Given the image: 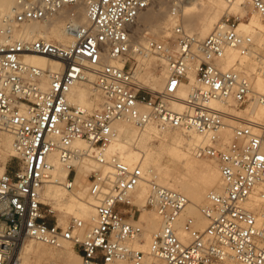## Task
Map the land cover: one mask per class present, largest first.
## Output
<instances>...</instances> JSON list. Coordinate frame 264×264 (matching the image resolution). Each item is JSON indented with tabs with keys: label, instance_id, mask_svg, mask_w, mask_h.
Returning <instances> with one entry per match:
<instances>
[{
	"label": "built area",
	"instance_id": "2783aa9c",
	"mask_svg": "<svg viewBox=\"0 0 264 264\" xmlns=\"http://www.w3.org/2000/svg\"><path fill=\"white\" fill-rule=\"evenodd\" d=\"M155 1L14 0L2 17L0 133L11 137L10 159L15 164L7 162L0 173V264H21L20 243L27 239L50 246L69 242L80 264H222L226 260L264 264V122L238 120L226 143L220 134L233 116L211 106L213 101L233 109L264 103V95L254 91L252 78L238 64L225 70L219 65L226 49L242 56L254 53L252 38L238 31L245 18L224 16L200 39L182 27L180 18L185 4L200 0H166L174 22L169 36L161 41L147 39L144 47L132 50L131 28ZM245 1L262 19L264 45V0ZM79 8L85 12L84 24L77 19ZM63 10L66 44L14 37L23 26L48 22ZM132 53L163 61L164 91L154 92L140 83ZM28 55L42 56L61 68L50 71L26 65ZM192 70L194 83L182 110L175 111L169 102L175 99L177 87L190 84ZM87 75L94 77L101 98L92 111L67 99L70 89L86 81ZM258 76L264 80V65ZM119 120L130 121L137 129L154 125L201 137L193 155L216 164L223 186L220 193L209 192L206 204L198 207L206 221L204 229L195 228L194 218L185 215L189 201L182 194L152 181L145 208L156 213L161 227L152 235L148 252L132 246L143 232L133 194L144 175L138 165L106 157L116 135L112 125ZM76 140L84 142L87 150L73 147ZM51 155L69 170L61 184L67 191L75 189L73 165L88 158L96 162L97 168L86 178L88 195L94 200V224L83 236L82 221L72 219L66 227L58 226L55 211L41 200L53 169ZM255 198L258 205L248 207ZM181 233L186 237L181 238Z\"/></svg>",
	"mask_w": 264,
	"mask_h": 264
},
{
	"label": "bare ground",
	"instance_id": "6f19581e",
	"mask_svg": "<svg viewBox=\"0 0 264 264\" xmlns=\"http://www.w3.org/2000/svg\"><path fill=\"white\" fill-rule=\"evenodd\" d=\"M13 3L14 0H0V26L2 17L10 12ZM245 3H247L245 0H235L230 3L226 0H200L197 3L185 4L180 9L181 25L189 33L197 30V34H192L200 39H204L212 32L215 26L219 24L224 15L229 16V14H238L240 18H244ZM162 6H160L158 10L143 16V27H140L141 25H139L135 28L134 26L131 28L130 38L132 50H135L138 47H144L147 39L161 41L169 36L174 22L169 18L167 12L163 10L164 8H162ZM247 7L252 11V14L247 20L239 21L238 31L240 34L252 38L255 44L254 53L242 56L235 49H226L224 52V58L219 65L225 70L238 64L243 73L252 78L254 91L264 95V80L258 76L260 66L264 65V45H261L260 43L262 19L249 4H247ZM148 9L146 10L149 11ZM143 13L140 14L138 18H142L141 15H143ZM64 14L65 10L59 12L48 22L27 24L23 26L21 31H15L14 37H23L25 39L42 38L57 44H66L69 40L64 33L63 20L61 19ZM77 19L81 24L86 22L83 8L78 9ZM194 27L195 29H193ZM145 31H147L150 36L146 35L144 33ZM144 35H146V38ZM159 36L160 39L157 38ZM133 54L134 53H132V55ZM134 55L137 57L139 63L142 61L147 62L151 56H154H143L138 53H135ZM154 57L158 59L161 67H163L159 75L142 73L139 69V65H136L137 67L134 69V72L137 79L142 85H144V87L151 89L154 92H162L166 88V70L163 61L156 56ZM24 63L29 66L50 71H59L61 68L57 62L39 55L25 56ZM109 63L121 66V63L118 61L111 60ZM245 71L252 74H246ZM188 77L190 84H182L177 87L174 92L175 99L169 102L170 107L175 111L182 110V101L190 92V85L194 83L193 70L190 71ZM93 83L94 77L92 75H87L86 81L74 85L67 95L69 103L88 111L98 108L101 98L95 90ZM211 106L223 110L225 113L233 116L232 119L226 121V127L229 126L230 129L235 122H238V120L264 122V103L255 102L249 104L246 108L248 112L245 115L247 119L241 118L243 116L241 114H232L229 106L222 105L219 102L213 101L211 102ZM228 123L232 125L230 126ZM112 127L116 135L112 142L107 146L106 157L109 158L111 156H116L119 160L129 166L138 165L142 169L144 175V181L138 185L133 194V203H135L138 208H142L139 215V222H143L144 225L146 223L147 226L149 225L147 230L148 233L145 234V225L141 234L143 241L140 237L139 240L132 243V246L134 247V244H136L137 246L134 247L135 249L145 253L148 252L152 235L161 227L160 219L156 213L153 210L149 211L150 209L147 211V208H145L147 197L150 192V183L152 181L162 187L182 194L189 201L185 209V215L188 213L189 216L194 218L195 228L200 230L204 229L206 227V221L200 215L198 207L204 202V204H206V196L209 192L214 191L220 193L223 186L219 172L216 168L201 160L191 161L187 157V153L182 150L185 149L188 151V148H190L189 152L195 159H198L193 155L192 150L195 145L201 143V137L194 133L185 134L177 130H159L154 125H148L142 129H137L128 120L116 121L113 123ZM226 127L224 129H226ZM153 134L158 139H171L172 146H170L166 152L171 158L177 160L182 165L183 174L181 176L174 175L169 169L164 168L157 163L160 152L149 146L148 143L149 138H151ZM182 137L186 138L185 142ZM222 140L224 141L223 138ZM73 147L80 150H87L85 143L82 141H74ZM0 151L4 152L0 153V173H2L8 162V157L14 155L11 149V137L5 133H0ZM49 161L52 163L53 169L50 171V181L45 184L41 190V200L49 203L53 210L72 213V219L82 221L84 226L81 230V235H84L94 224V200L88 195L86 178L93 169L97 168L96 162L88 158L82 164H74L73 168L76 172L74 178L75 189L73 191H67L61 184L67 179L69 170L60 164L56 155L49 156ZM219 187L220 190L218 191ZM257 205L258 200L255 198L247 206L252 208ZM56 224L63 228L67 226V224H59L57 221ZM180 237H186V234L181 233ZM25 241L26 240H23L20 243L19 258L21 264H23L22 253L25 261L29 264H33V261L36 259L54 260L56 257L63 256L69 251V246L63 244L69 242H62L59 246H50L34 241L38 243L34 246L33 244H25ZM69 244L73 249L72 244ZM76 257L78 259L79 255ZM64 264L76 263L73 260H67ZM115 264L125 263L117 262ZM222 264L233 263L226 260Z\"/></svg>",
	"mask_w": 264,
	"mask_h": 264
},
{
	"label": "rangeland",
	"instance_id": "374dc122",
	"mask_svg": "<svg viewBox=\"0 0 264 264\" xmlns=\"http://www.w3.org/2000/svg\"><path fill=\"white\" fill-rule=\"evenodd\" d=\"M162 2V4H161V2ZM164 2V3H163ZM160 3V4H159ZM162 6V8H164L163 10L165 11V12H167L166 11V0H156L155 2H154V4L152 5V7L150 8V9H148L149 11H144V13H143V15H141L142 16V18H138L137 19V21H136V24H134L133 26H134V28L135 27H137V26H139V25H141L140 27H143V25H142V23H143V16L145 15V14H150V13H152V12H154L155 10H158V8H160V6ZM159 6V7H158ZM244 11H245V16H244V18H245V20H247L248 19V17L252 14V11L250 10V9H248V7H247V3H245V8H244ZM228 15V14H227ZM225 16V15H224ZM223 16V17H224ZM229 16L230 17H237V18H240L239 17V15L238 14H229ZM222 17V18H223ZM193 29H195V27L193 28ZM197 30H194L192 33H194V34H197ZM146 35H149L150 36V34L147 32V31H145L144 32ZM146 35H144V37L146 38ZM157 38H159L160 39V36L159 37H157ZM133 59H134V69L139 65V69L141 70V72L142 73H149V74H153V75H159L160 74V72H161V69L163 68V67H161V64L159 63V61H158V59H156L154 56H151L150 57V59L147 61V62H141V63H139L138 62V59H137V57L133 54ZM136 61H137V63H136ZM140 61V60H139ZM132 62H133V60H132ZM137 65V66H136ZM245 73L246 74H249V75H251L252 73H250V72H247V71H245ZM144 86V85H143ZM100 103L101 102H99V105H100ZM246 108L247 107H242V108H240V109H232V108H230V112L232 113V114H234V115H236V114H241V115H243L241 118H243V119H247V117H245V115L247 114V112H248V110H246ZM230 123V122H229ZM228 123V125H232V124H229ZM233 125H235V123L233 124ZM232 125V126H233ZM220 136H221V138H223L224 139V142H226V143H228L230 140H231V137H232V130L230 129V127L228 126V127H226V129H224V130H222V132H221V134H220ZM182 139L184 140V142L186 141V138L185 137H182ZM148 143H149V146H151V147H153V148H155L157 151H159L160 153H159V155H158V161H157V163L159 164V165H161V166H163L164 168H167V169H169L170 171H171V173H173L174 175H178V176H181L182 174H183V168H182V165L177 161V160H174L173 158H171L170 156H169V154L166 152V150L170 147V146H172V141H171V139H165V138H163V139H158L157 137H155V135L153 134L152 135V137L151 138H149V140H148ZM189 150H190V148H188ZM184 152H186L187 153V157L191 160V161H203V162H205L206 164H209V165H211L212 167H214V168H216L217 170H218V168H217V166H216V164L213 162V161H211V160H209V159H195L193 156H192V154L189 152V150L188 151H186L185 149H182ZM0 153H4L3 151L1 152L0 151ZM10 157H12V156H10ZM10 157H8V159H7V161H8V163H9V165L11 166H13L15 163H14V160L13 159H10ZM86 184V183H85ZM220 190V187H219V189H218V191ZM205 199V198H204ZM204 199H203V201H204ZM202 201V202H203ZM44 202V201H43ZM201 202V203H202ZM205 203V202H204ZM203 203V204H204ZM135 204V203H134ZM203 204H201V205H203ZM142 208H139V213H141V210ZM145 209V208H144ZM147 211H148V208L146 209ZM55 211V218H56V220H57V222L59 223V224H68L69 223V221L70 220H72V213H68V212H60L59 210H54ZM149 211H151V210H149ZM187 215H189L188 213H187ZM136 216H137V214H136ZM55 218H51V219H53V221L55 220ZM143 223V222H142ZM145 225H146V227H145V234H147L148 233V226H147V224L145 223ZM144 224H143V230H144V226H145ZM81 236H83V235H81ZM141 239H142V236H141ZM142 241H143V239H142ZM25 244H33L34 246H36L38 243H36V242H32V241H30V240H26L25 241ZM63 244H67L68 246H69V251H67V253H65L63 256H60V257H56V259H54V260H48V259H36L35 261H33V264H64V262L65 261H67V260H73L76 264H79V262H80V259H79V257H78V259H77V257L76 256H78V254L76 253V251L74 250V249H72V247L70 246V244L69 243H63ZM135 246H137L136 244H134V247ZM24 252V251H23ZM22 260H23V264H29V263H27L26 261H25V259H24V255H23V253H22Z\"/></svg>",
	"mask_w": 264,
	"mask_h": 264
}]
</instances>
